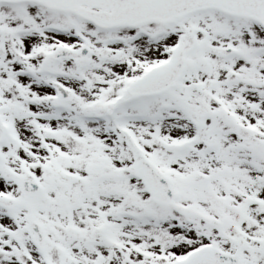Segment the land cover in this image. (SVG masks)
I'll return each instance as SVG.
<instances>
[{"label":"snow or ice","instance_id":"6c2138e0","mask_svg":"<svg viewBox=\"0 0 264 264\" xmlns=\"http://www.w3.org/2000/svg\"><path fill=\"white\" fill-rule=\"evenodd\" d=\"M0 264H264V0H0Z\"/></svg>","mask_w":264,"mask_h":264}]
</instances>
